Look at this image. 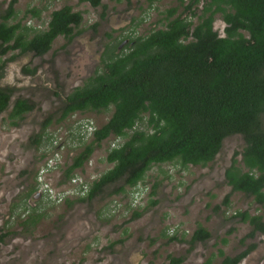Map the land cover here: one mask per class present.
<instances>
[{
	"label": "rangeland",
	"instance_id": "rangeland-1",
	"mask_svg": "<svg viewBox=\"0 0 264 264\" xmlns=\"http://www.w3.org/2000/svg\"><path fill=\"white\" fill-rule=\"evenodd\" d=\"M10 1L0 0V18ZM153 1L102 0L106 8L80 0L15 3L16 16L10 22L30 28L29 37L46 30L51 13L65 5L81 12L83 22L71 40L59 36L43 55L19 50L0 53V64L6 63L0 86L14 90L9 110L0 117V264H169V256H185L182 264H205L210 257L212 264H220L219 249L235 256L251 244L256 247L239 264H264V233L247 238L251 226L233 217L238 211H248L262 215L264 220V208L241 192L233 193L225 179L233 156L244 148L240 135L225 138L220 153L205 167L184 168L178 162L153 166L140 182L150 194L140 201L136 199L133 208L130 194L111 196L110 186L93 201L71 205L54 204L42 195L37 199L25 197L48 161L42 155L43 144L36 147L32 143L45 119L51 117L50 131L59 132L60 140L55 146L62 148V157L60 166H54L44 179L53 192H70L73 184L62 187L59 182L66 164L82 148L79 138L89 141L94 128L104 125L112 110L78 112L58 123L55 119L60 116L64 99L102 68L107 47L123 49L125 36L146 35L153 29L165 28L166 11L177 7L181 12V2L188 4L190 0ZM33 8L40 10V17L29 11ZM214 26L224 34L225 25L220 19ZM18 97L34 102L36 108L18 127H11L7 117ZM81 120L91 122L92 129L86 131L79 124ZM72 130L74 139L68 137ZM115 140L113 136L104 140L75 174L90 183L110 169L112 165L105 157ZM154 186L156 194L151 195ZM227 194H231L229 208L222 203ZM151 200L157 203L150 204ZM31 207L37 210L34 212ZM134 210L142 215L130 219ZM36 213L41 218L35 227L23 222ZM198 224L211 237L206 242H196L188 252L189 240ZM222 239L227 240L226 244Z\"/></svg>",
	"mask_w": 264,
	"mask_h": 264
},
{
	"label": "trees",
	"instance_id": "trees-1",
	"mask_svg": "<svg viewBox=\"0 0 264 264\" xmlns=\"http://www.w3.org/2000/svg\"><path fill=\"white\" fill-rule=\"evenodd\" d=\"M17 1L11 0L0 18L2 55L14 50L43 55L59 36L71 40L83 22L81 12L65 5L51 13L46 30L29 37L30 28L10 22L16 16ZM80 1L106 8L102 0ZM200 3L201 0L181 2L183 11L177 7L166 11L165 28L153 29L146 35L125 36L123 49L107 47L102 68L66 96L60 116L55 119L58 123L78 112L112 110V114L104 125L94 128L89 141L79 138L82 148L66 164L59 184H72L75 171L83 169L95 149L113 136L116 140L105 157L112 167L89 185L73 184L70 192L44 191L41 198L49 201L54 194L56 204L90 202L110 186L111 196L130 194L133 208V192H138L137 184L144 181L153 166L178 162L184 168L205 167L220 153L225 138L240 135L245 145L226 169V183L233 193L241 192L264 208V0ZM29 11L40 17L39 9ZM217 19L225 25L223 35L215 29ZM5 69L6 63L2 62L0 78ZM13 93L12 87L0 86V117L9 110ZM35 108L36 104L27 98H16L8 113V125L18 127ZM52 122L51 117L45 119L32 143L36 147L43 144V157L48 161L55 159L54 166L59 167L62 148L55 146L60 136L59 132L50 131ZM79 124L93 127L86 120ZM68 137L75 138L73 130ZM54 166H47L48 171ZM155 188L151 195L156 194ZM38 189L40 184L36 181L25 197L34 198ZM230 195L222 202L226 208L230 207ZM156 203L157 200L150 201ZM31 209L35 212L37 207ZM141 215L134 210L130 219ZM233 217L251 226L247 238L264 233L262 215L238 211ZM29 218L23 222L35 227L41 214ZM210 237L211 233L198 224L188 251L196 242H206ZM255 247L251 244L235 256L219 249L223 258L220 264H239ZM184 260L183 256H169V264H182ZM212 262L210 257L205 264Z\"/></svg>",
	"mask_w": 264,
	"mask_h": 264
},
{
	"label": "clouds",
	"instance_id": "clouds-1",
	"mask_svg": "<svg viewBox=\"0 0 264 264\" xmlns=\"http://www.w3.org/2000/svg\"><path fill=\"white\" fill-rule=\"evenodd\" d=\"M85 129L86 130H89V129H92V127L91 126H86ZM53 160H55V159H53ZM48 162L44 163L43 166L40 168V170L38 172V179H37V181H38L39 184H40V181H39L40 171H41V169L47 167ZM80 183L85 184V185H89V182H86L79 175H76V178L73 179L72 184H76V186H77ZM51 189H52V187H51ZM137 190H138V192L136 194H134V192H133V197H134L133 202L134 203L136 201V197H139L140 200H141L142 198L145 199L146 194H150L149 188L148 187H145V186H142L140 183L137 184ZM38 192L40 193V195H39V198H40V196L42 195V191L40 189H38ZM75 197L76 196H72L71 198H75ZM60 203H63V202H60ZM54 204H56V203L54 202Z\"/></svg>",
	"mask_w": 264,
	"mask_h": 264
},
{
	"label": "built area",
	"instance_id": "built-area-1",
	"mask_svg": "<svg viewBox=\"0 0 264 264\" xmlns=\"http://www.w3.org/2000/svg\"><path fill=\"white\" fill-rule=\"evenodd\" d=\"M54 164H55V161H54L53 159H50L49 162H48V164H47V166H51V167H53ZM48 172H49V171H48V167L43 168V169H41V171H40V175H39L40 190H41L42 192H44V191H50V192L52 193L51 186H50L49 183H48L47 181H45V179H44V175H45L46 173H48ZM72 193H74V191H72ZM54 196H55V195L52 194V200H54ZM136 199H138V200L140 201V198H139V197H136Z\"/></svg>",
	"mask_w": 264,
	"mask_h": 264
},
{
	"label": "water",
	"instance_id": "water-1",
	"mask_svg": "<svg viewBox=\"0 0 264 264\" xmlns=\"http://www.w3.org/2000/svg\"><path fill=\"white\" fill-rule=\"evenodd\" d=\"M35 195H36V196H34V198L37 199V198H39L40 193H39V192H36Z\"/></svg>",
	"mask_w": 264,
	"mask_h": 264
},
{
	"label": "flooded vegetation",
	"instance_id": "flooded-vegetation-1",
	"mask_svg": "<svg viewBox=\"0 0 264 264\" xmlns=\"http://www.w3.org/2000/svg\"><path fill=\"white\" fill-rule=\"evenodd\" d=\"M191 251H192V250H191ZM188 252H189V251H188ZM225 255H226V254H225ZM183 257H184V259L186 260V257H185V256H183ZM222 259H223V258H222ZM185 260H184V261H185ZM184 261H183V262H184ZM183 262H182V263H183Z\"/></svg>",
	"mask_w": 264,
	"mask_h": 264
}]
</instances>
